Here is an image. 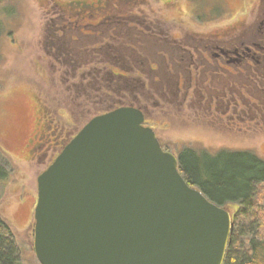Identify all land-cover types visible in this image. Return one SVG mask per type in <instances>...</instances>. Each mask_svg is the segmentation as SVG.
<instances>
[{"label":"rangeland","instance_id":"1","mask_svg":"<svg viewBox=\"0 0 264 264\" xmlns=\"http://www.w3.org/2000/svg\"><path fill=\"white\" fill-rule=\"evenodd\" d=\"M96 1L6 0L3 5L8 12L0 36V151L8 156L10 175L0 185V218L15 234L21 264H39L33 250L37 179L49 166L41 157L46 147H36L37 138L41 143H53L52 136L68 140L107 111L112 97L125 96L146 108L161 142L177 157L190 148L212 154L250 151L264 160L262 121L240 123L230 121L225 109L209 112L208 98L201 105L196 95L185 97L187 81L174 96V78L168 85L161 67L154 73L147 67H155L152 61H159L161 47L174 36L184 46L199 34L228 35L238 42L259 14L258 0H101L110 19L97 28L88 24L99 17L82 19L79 13L85 8L69 6H93ZM73 12L78 15L70 16ZM114 30L117 40L107 45ZM91 31L102 36L73 41ZM124 70L129 72L126 78L111 75ZM232 95L239 99L236 90ZM246 95L264 102L263 95ZM165 106L169 108L163 115ZM227 209L233 217L236 206Z\"/></svg>","mask_w":264,"mask_h":264},{"label":"water","instance_id":"2","mask_svg":"<svg viewBox=\"0 0 264 264\" xmlns=\"http://www.w3.org/2000/svg\"><path fill=\"white\" fill-rule=\"evenodd\" d=\"M37 190L39 264H224L231 213L187 183L135 108L91 119Z\"/></svg>","mask_w":264,"mask_h":264},{"label":"flooded vegetation","instance_id":"3","mask_svg":"<svg viewBox=\"0 0 264 264\" xmlns=\"http://www.w3.org/2000/svg\"><path fill=\"white\" fill-rule=\"evenodd\" d=\"M263 2L264 0H258L257 7L260 9L259 14L256 16L255 22L249 25V30L239 37L238 42L233 43V38L230 40L227 39L226 37H228V35L216 37L214 35L207 36L199 34L197 35V38L192 39L193 41L190 43V46H184L181 44V38L174 36L170 39L171 41H166L161 47L163 53L158 55L159 61H152L155 67L152 64L147 66L148 72L154 73L161 67V71L163 72L162 77L165 78L166 82L169 81L168 85L170 80L174 78L176 81L175 91L173 92L174 96L176 95V92L183 91L184 83L187 81L188 85L185 90L188 92L185 94V97L190 95L189 99H191L196 95V97L199 98V103H201V105H203L202 103L208 98V101L206 102L210 103V105L206 107V110L209 112L215 111L217 114L218 111L225 109L226 117L229 118L230 121L234 120L235 122L238 121L240 123H248L249 121H257L260 123V121H262L264 124V112L262 111L264 102L261 100L260 96H255H264ZM69 6H77L80 9L85 8L88 10H82V12L79 13V15H83L81 17L82 19H98L97 17H99L97 22L89 23V27L97 28L103 25L104 21L110 19L109 12L105 9L106 5L102 2L98 3L96 1L93 6L84 2ZM87 12H91V14H88ZM75 13L76 12H73L70 16L77 14ZM94 35L102 36V33L94 31L89 33L81 32L76 39H73V41L75 42L79 40L80 37H93ZM115 36L116 33L114 30L108 37L109 42L106 43L105 41L103 43L111 45L109 44L111 43V39L117 40V37ZM120 43V41H117V44L120 45ZM130 48L134 50V48ZM114 49L117 50L116 45ZM117 58L121 60L123 59L129 64V66L133 63L131 59L125 60L124 57ZM194 61H196V65L193 64ZM178 62L179 64H177ZM144 63L146 65L147 61H144ZM144 63L142 64L144 65ZM129 71L132 72L131 68ZM111 75L122 79L129 76V72H126L125 70L121 73L111 71ZM217 78H219L218 81H216ZM190 90H193L192 94L189 93ZM234 90H236L239 95V99H236V97L232 95ZM249 93L256 98L254 97L255 99H252L253 97H248L246 94ZM124 98L125 100L122 98H117L115 100L112 97L113 103L109 104L106 110L112 111L119 107H132L141 111L144 115V125L155 132L163 150L170 152L166 144L162 143L158 137L156 128L153 127V122L155 121L151 120L146 108L134 104L133 102H127L125 96ZM251 101L253 104L250 103ZM168 108L169 107L167 106L166 110L163 109V115H166ZM107 111H103V113ZM253 114H255V117H253ZM40 131H42V129H40ZM75 135L76 134L69 137L68 140L66 139L61 142L57 141V138L52 136V140L50 139V141L53 143H41L40 140L42 141V138H37L39 143L36 144V147H40L41 145L46 147V150L41 154V157L47 159L48 166L57 158L67 142Z\"/></svg>","mask_w":264,"mask_h":264},{"label":"trees","instance_id":"4","mask_svg":"<svg viewBox=\"0 0 264 264\" xmlns=\"http://www.w3.org/2000/svg\"><path fill=\"white\" fill-rule=\"evenodd\" d=\"M5 2L0 0V36L3 33L2 17L8 12L3 8ZM7 157L0 151V185L10 175ZM178 163L190 186L198 188L219 206H236L232 218L234 228L224 264H264V160L250 151L212 154L187 148L179 154ZM0 264H21L15 234L2 218Z\"/></svg>","mask_w":264,"mask_h":264}]
</instances>
